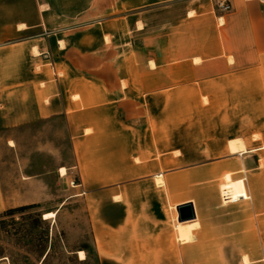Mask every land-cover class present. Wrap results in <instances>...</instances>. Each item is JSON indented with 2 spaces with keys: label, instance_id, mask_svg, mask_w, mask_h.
I'll use <instances>...</instances> for the list:
<instances>
[{
  "label": "crops",
  "instance_id": "obj_1",
  "mask_svg": "<svg viewBox=\"0 0 264 264\" xmlns=\"http://www.w3.org/2000/svg\"><path fill=\"white\" fill-rule=\"evenodd\" d=\"M58 118L100 264H264V0H0V132Z\"/></svg>",
  "mask_w": 264,
  "mask_h": 264
},
{
  "label": "rangeland",
  "instance_id": "obj_2",
  "mask_svg": "<svg viewBox=\"0 0 264 264\" xmlns=\"http://www.w3.org/2000/svg\"><path fill=\"white\" fill-rule=\"evenodd\" d=\"M190 127L199 137L200 126ZM74 165L62 118L0 132V264H100L90 202L77 188L78 175L60 177ZM29 205L37 206L21 209ZM51 212L56 217L45 221Z\"/></svg>",
  "mask_w": 264,
  "mask_h": 264
},
{
  "label": "built area",
  "instance_id": "obj_3",
  "mask_svg": "<svg viewBox=\"0 0 264 264\" xmlns=\"http://www.w3.org/2000/svg\"><path fill=\"white\" fill-rule=\"evenodd\" d=\"M224 12H229L231 11L232 7L231 5L229 4L228 1H224L220 4L219 6ZM73 186H76V183L75 181H72L71 183ZM221 197H222V201L224 204L226 203H229V202H237L239 200H236L232 197L231 195V192L228 188H224L222 191H221Z\"/></svg>",
  "mask_w": 264,
  "mask_h": 264
},
{
  "label": "water",
  "instance_id": "obj_4",
  "mask_svg": "<svg viewBox=\"0 0 264 264\" xmlns=\"http://www.w3.org/2000/svg\"><path fill=\"white\" fill-rule=\"evenodd\" d=\"M195 219V211L193 205L189 204L179 208V221L187 222Z\"/></svg>",
  "mask_w": 264,
  "mask_h": 264
},
{
  "label": "bare ground",
  "instance_id": "obj_5",
  "mask_svg": "<svg viewBox=\"0 0 264 264\" xmlns=\"http://www.w3.org/2000/svg\"><path fill=\"white\" fill-rule=\"evenodd\" d=\"M62 174H63V176H65L66 175V169H62ZM229 179V181L228 182H231V179L230 178H228ZM56 215H57V213L56 212H51V213H47V214H45L44 216V219L45 220H52V219H54L55 217H56ZM78 255H79V258H80V260L81 261H85L86 260V254H85V252H83V251H81V252H79L78 253Z\"/></svg>",
  "mask_w": 264,
  "mask_h": 264
},
{
  "label": "trees",
  "instance_id": "obj_6",
  "mask_svg": "<svg viewBox=\"0 0 264 264\" xmlns=\"http://www.w3.org/2000/svg\"><path fill=\"white\" fill-rule=\"evenodd\" d=\"M36 206L37 205H33V206L24 207V208H21V209L33 208V207H36Z\"/></svg>",
  "mask_w": 264,
  "mask_h": 264
}]
</instances>
